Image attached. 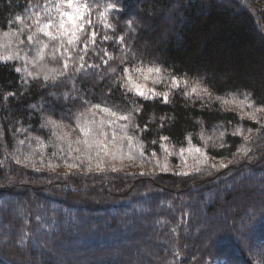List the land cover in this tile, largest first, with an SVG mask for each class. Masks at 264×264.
Masks as SVG:
<instances>
[{
	"label": "trees",
	"instance_id": "trees-1",
	"mask_svg": "<svg viewBox=\"0 0 264 264\" xmlns=\"http://www.w3.org/2000/svg\"><path fill=\"white\" fill-rule=\"evenodd\" d=\"M44 3L0 0V41L3 32L22 27L16 16H34ZM96 3L91 18L97 40L81 53L85 67L79 71L78 63L70 64L52 79V69L63 71V60L60 53L52 59L51 48L44 50L43 68L21 59L0 60V264H264V191L258 188H264V113L252 120L246 115L252 108L216 99L244 100L251 94L246 104L264 105V0ZM108 3L117 4L107 13L112 28L98 16ZM34 30L20 36L29 58L42 46L37 40L47 41L41 33L27 41ZM104 35L113 39L103 40ZM105 50L112 57L107 64L100 59ZM78 52L79 47L73 57ZM135 66L161 67L167 75L187 78L189 87L171 90L167 103L163 97L145 99L126 91L118 79L124 67ZM195 80L211 95L186 96ZM147 84L169 91L167 84ZM94 104L132 112L138 127L130 124L128 132L144 145L143 156L134 150L131 160L104 157L103 170H96L95 161L88 170L87 160L69 170V163H80L77 154L68 153L48 118L62 122L73 138L82 136L77 118ZM189 135L209 158L200 171L185 167L195 165L198 154L179 155L181 147L188 148ZM241 147L247 154L238 151ZM25 156L31 159L16 162ZM221 161L227 167H211ZM164 165L167 171L161 170ZM259 170L257 185H246V172ZM231 177L234 181H226ZM218 211L228 215L223 224L215 217ZM246 214L239 236L235 219ZM200 226L207 228L197 231ZM146 239V245L128 249Z\"/></svg>",
	"mask_w": 264,
	"mask_h": 264
},
{
	"label": "snow or ice",
	"instance_id": "snow-or-ice-1",
	"mask_svg": "<svg viewBox=\"0 0 264 264\" xmlns=\"http://www.w3.org/2000/svg\"><path fill=\"white\" fill-rule=\"evenodd\" d=\"M117 4L108 3L104 8V11L98 12V16L103 19L104 27L112 28L114 25L107 20V13L109 10L116 9ZM98 8L96 0H55L52 3V0H45L43 5V10L36 12L34 16L21 17L16 16L15 21L18 22L22 27L18 30L5 31L3 32L4 39L0 41V60L8 61L14 59H21L29 61L36 64L38 67H46L41 62L44 60V50L51 48V51L48 53L52 59H57V53L61 54L63 60L62 69L63 71L57 72L56 69L51 71L55 73L52 76V79H56L58 75H64L68 70L70 64H79L75 70L79 71L81 68L85 67V55L81 53H87L90 45H95L98 32L94 27V21L91 16L94 9ZM54 13V14H53ZM25 20H30L31 23H25ZM128 25L131 26L133 21L129 20ZM30 34L27 35V41L31 42L36 39L37 33L43 34L44 37H47L46 42H41L37 40V43H41L42 46L37 50V55L34 58H29L27 52H23V49L20 45L24 44V40L20 39L22 32L25 29H32ZM103 40H110L113 37L104 35L101 37ZM124 37H120V41L123 42ZM79 47V52L75 57H73V52H76ZM23 52V55L21 54ZM107 57V59H105ZM101 61L104 64H107L112 57L105 50L104 55L100 57ZM127 59L126 57L121 59V63ZM88 67H98V65H87ZM16 71H21L20 68H17ZM112 72H115L116 69H111ZM124 75L118 77L121 81V87L126 89L128 92H133L135 95L143 97L145 99L163 97L165 103L168 102L169 94L171 90L180 89L183 85L185 88L189 87V80L187 78H180L176 75H167L165 71L158 66H135L133 68L124 67L122 69ZM37 73L28 72L29 76H34ZM49 77L45 75L44 79L47 80ZM151 81L153 85L167 84L169 91L159 92L155 87H148L147 82ZM186 96L196 95H208L211 93L206 87H203L200 80H195L191 83L190 89L185 91ZM248 94L244 97V100H238L233 97L231 100H223L221 97H216L220 99L224 104L235 105L236 108H252L253 111L246 113L249 119L256 120L258 118V113H264V105H261L259 108H256L251 102L245 103L249 100ZM134 111L139 112L140 109L137 107ZM102 114V115H101ZM99 116V119L96 117ZM119 121H127L128 123L121 124ZM48 124L52 127L57 128L59 131L56 133L57 139L64 142L67 145V151L71 155L76 153L74 156L75 161L80 163H69V170L73 168H79L85 160L88 161L87 167L88 170H92L93 161H95L96 170H103V158L110 156L115 159L117 156L123 158L127 156L128 159H133L134 150L139 152L141 156L144 154V145L139 142L137 137L129 135L128 128L131 124L133 128L138 127L135 124H132V112L129 111L126 114L119 113L113 110L110 107L94 104L88 108H85L79 114L77 118V128L80 133L83 135H76L73 138L72 131H65V125L62 122L56 121L51 117L48 118ZM107 126H111L110 128ZM146 127V126H145ZM118 129V130H117ZM22 130V129H21ZM239 131V129L237 130ZM220 137H223L224 133L221 132ZM203 139V136L201 137ZM39 140V138H36ZM168 137H161V140L167 141ZM188 139V148H180L179 155L184 156L185 152L189 154L196 153L199 158L196 159L195 165L189 167L190 170L200 171L199 165L209 164V158L205 151L200 147H196L192 144L191 136L187 137ZM211 137L205 140V144L208 143ZM249 139V137H245ZM135 141V142H134ZM125 142L127 144L128 151L125 152ZM24 143V141H20ZM156 143V141H153ZM40 148H44L43 142L39 144ZM221 147L223 145H220ZM165 153H169L166 145L163 146ZM240 153L247 154V149L241 147L238 150ZM156 153L153 152L152 156L155 157ZM167 155L165 159H167ZM31 156H25L24 160L16 158L17 163H24L29 161ZM159 166V161L157 162ZM231 163V161H229ZM34 166V165H32ZM213 168H223L227 167V164L223 161L219 165L213 163L211 164ZM162 171H167V165L161 167ZM181 174L187 175V172H182Z\"/></svg>",
	"mask_w": 264,
	"mask_h": 264
},
{
	"label": "rangeland",
	"instance_id": "rangeland-1",
	"mask_svg": "<svg viewBox=\"0 0 264 264\" xmlns=\"http://www.w3.org/2000/svg\"><path fill=\"white\" fill-rule=\"evenodd\" d=\"M51 96H52L53 98L57 97V96L52 95V94H51ZM48 106H49V105H48ZM262 173H263L262 170H259V171H256V172H246L247 178H246V181H244L245 184H246V185H250V184H252V186H253V185H254V186L257 185V177H258L259 175H261ZM234 179H235V177H231L230 179H228V180H226V181H229V180H233V181H234ZM240 181H241V180H239V182H240ZM258 188H260L261 191H264L263 186H261V185H259V184H258ZM195 200H196V197H193V198H192V201H195ZM242 202H245V201L243 200ZM242 202H241V203H242ZM40 207H41V206H40ZM16 212H17V211H16ZM227 212H229V211H227ZM230 212H233V209H232V210L230 209ZM199 215L202 216V217L204 216L203 212H200ZM216 216H218V218H219V220H220V222H221L222 224L226 221V219H227V217H228V215L224 216L223 213H222V212H219V211L215 214V217H216ZM247 216H248V214H246V216L243 215L242 217L235 219V220H236V223H237V226L235 227V231H237V233L239 234V236H242V235H241V230H242L243 226L245 225V221H246V219H247ZM242 222H243V224H242ZM242 225H243V226H242ZM144 226H145V224H142V225H141V227H144ZM205 228H207V226H200V227H198L197 231H198V230H203V229H205ZM4 230L7 231L6 228H4ZM196 233H197L196 230H193L192 236H193V235L195 236ZM204 233H206V232H202V234H204ZM201 239L205 240V239L203 238V236H202ZM205 242H207V241H205ZM141 243L146 245V244L148 243V242H147V239L144 240V241H142V242H139V241H137V240L133 241V242L128 246V249H129V248L133 249V248L136 247V245H141ZM40 244H41V243H40ZM93 245H94V244H93ZM94 246H95V245H94ZM50 249H52V247H50ZM68 249H70V248H68ZM68 249H67V250H68ZM70 252H71V251H69L68 254H70ZM122 255H123V253H122ZM142 256L145 257L146 255H145V254H142ZM115 257H116V256H115ZM140 259H141V258H140Z\"/></svg>",
	"mask_w": 264,
	"mask_h": 264
}]
</instances>
